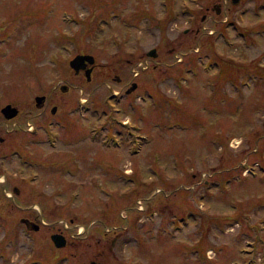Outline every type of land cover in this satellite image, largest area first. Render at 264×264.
Masks as SVG:
<instances>
[{"label":"rangeland","instance_id":"rangeland-1","mask_svg":"<svg viewBox=\"0 0 264 264\" xmlns=\"http://www.w3.org/2000/svg\"><path fill=\"white\" fill-rule=\"evenodd\" d=\"M6 31L0 89L71 85L52 102L74 144L46 158L77 170L0 182V264H264V0H0ZM78 53L102 66L90 84ZM112 116L148 138L109 134Z\"/></svg>","mask_w":264,"mask_h":264},{"label":"flooded vegetation","instance_id":"flooded-vegetation-1","mask_svg":"<svg viewBox=\"0 0 264 264\" xmlns=\"http://www.w3.org/2000/svg\"><path fill=\"white\" fill-rule=\"evenodd\" d=\"M5 33L6 34L0 36V45L4 44L6 41L11 42L12 38L10 37V34H8L7 31ZM27 42L29 43L31 48L32 46H35L34 48H32L33 52L35 53L38 49V41L33 40L32 37H29V40H27ZM72 59H70V62ZM101 67L102 66H100V63L98 61H96L95 57V61L93 63H90L88 61L84 62L83 67L78 71L73 67H71V69L75 75L81 76L82 78L86 79V81L84 80V84H90L93 81L96 69H99ZM88 69L90 70L89 74H87ZM40 70H42L41 67ZM30 77L32 78L31 81H33L32 84L34 83L36 86H38V93L34 94V96L32 95V93L27 94L29 101H25V99H23V95H19V93L15 95L11 91H7V89H0V99L3 97L1 100H6V102L0 103V182L5 181L4 183L7 185L10 182H14L15 179L18 181L17 183L19 184H14L12 186L13 196L16 195L14 193H19V191L21 190L20 184L27 183L26 177L22 176L20 173V171L23 170L22 168H28L31 165H34V167L39 168L41 171L49 168H53L57 171H72L71 169H69L71 167L69 165L61 168L62 165H59L60 160H57L56 164H51L49 161H47L46 158L47 152L49 150L48 143L53 147V149H55L53 150L55 151V155L56 151L60 147L64 146L65 141H67L68 144H74L72 138H63V134L61 131L64 128L66 129V127H68L70 123L67 124L64 121V118L62 119L59 116H55L59 112V105L52 102L56 98L53 97V94L55 93V96L58 95V89L62 91H68L71 88V85L63 84V82H61L56 86L54 85L55 89L53 91L51 90L52 92L45 93L43 91L45 90V84L42 78H33V76L31 75ZM111 78L113 77L109 75L105 76V78H102V80H100V82H98L97 84L96 79L94 82L98 86V88L99 86L109 87L110 89L105 90H108L110 92L109 95H111V98H116L117 95L121 94V92L115 93V81L118 82V84L124 83L125 86L129 84L127 88H131L129 90H126V92L128 93L131 90L136 89L139 85V83L135 79H131V77H128L129 79L127 81V77L126 79H124L120 75L116 74L115 78L113 79L114 82L111 80ZM8 105H11V107H13V112H15L16 110V113L14 115H9V112H11L9 109L4 110V108H6ZM119 112H122V108L120 107ZM108 124V133L114 136L120 135L123 137L129 130H131L133 134H135V136L138 135L137 133L139 124L131 119L120 120L116 118V116H112ZM4 147H8L9 150H3ZM6 161L8 162V166H11V168L8 167L4 170L3 168ZM72 168L74 169V171L72 172H75V170H77L74 166H72ZM33 204H38V201L35 200ZM26 218H29L30 221H28ZM34 220L35 219H31L30 216L21 217V222L25 225L23 230L26 229L28 232H32L33 230L40 229L41 223H36L37 221L33 223ZM35 225H38L37 229H32V227H34ZM61 234L65 236L63 233ZM65 239V244L68 245L66 236ZM93 264L96 263L94 262Z\"/></svg>","mask_w":264,"mask_h":264},{"label":"water","instance_id":"water-1","mask_svg":"<svg viewBox=\"0 0 264 264\" xmlns=\"http://www.w3.org/2000/svg\"><path fill=\"white\" fill-rule=\"evenodd\" d=\"M232 1H233V3H237L239 0H232ZM217 12H219V10ZM148 54L149 55H156V51L155 50L149 51ZM86 61L93 63L95 61V57L91 54H78L71 60L70 65H71V67H73L75 70L78 71L80 68L83 67V63ZM89 71L90 70L88 69L87 74H89ZM7 109H9L11 111V112H9V115H14L16 113L15 109H14L15 112H13V107H11V105H8L6 108H4V110H7ZM37 227H38V225H35L33 228L37 229ZM52 239L57 246H62L66 243L65 236H63L62 234H59V233H54L52 235Z\"/></svg>","mask_w":264,"mask_h":264},{"label":"trees","instance_id":"trees-1","mask_svg":"<svg viewBox=\"0 0 264 264\" xmlns=\"http://www.w3.org/2000/svg\"><path fill=\"white\" fill-rule=\"evenodd\" d=\"M129 135H131V136H133V140H135L136 142H138L139 141V139H140V137H139V135H137V136H135V134H133V132L131 131V130H129ZM138 133H140L142 136H145V135H143V133L141 132V129L140 128H138ZM145 137H147L148 138V136H145ZM147 140V139H146Z\"/></svg>","mask_w":264,"mask_h":264},{"label":"bare ground","instance_id":"bare-ground-1","mask_svg":"<svg viewBox=\"0 0 264 264\" xmlns=\"http://www.w3.org/2000/svg\"><path fill=\"white\" fill-rule=\"evenodd\" d=\"M249 172H251L252 173V171L250 170ZM59 234H61V233H59Z\"/></svg>","mask_w":264,"mask_h":264}]
</instances>
